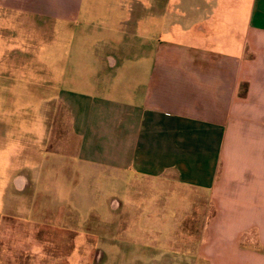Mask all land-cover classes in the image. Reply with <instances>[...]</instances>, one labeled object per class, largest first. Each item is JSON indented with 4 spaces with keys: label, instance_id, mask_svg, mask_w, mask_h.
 Returning a JSON list of instances; mask_svg holds the SVG:
<instances>
[{
    "label": "crops",
    "instance_id": "0c3cea01",
    "mask_svg": "<svg viewBox=\"0 0 264 264\" xmlns=\"http://www.w3.org/2000/svg\"><path fill=\"white\" fill-rule=\"evenodd\" d=\"M242 4L0 0V24L82 42L89 64L53 70L77 162L205 197L193 264H264V0Z\"/></svg>",
    "mask_w": 264,
    "mask_h": 264
},
{
    "label": "rangeland",
    "instance_id": "374dc122",
    "mask_svg": "<svg viewBox=\"0 0 264 264\" xmlns=\"http://www.w3.org/2000/svg\"><path fill=\"white\" fill-rule=\"evenodd\" d=\"M7 13L0 24V264H193L205 197L179 186L165 195L143 177L135 182L77 162L53 70L89 64L82 42L72 46L63 39L67 29L50 21L29 26ZM179 13L175 7L174 18Z\"/></svg>",
    "mask_w": 264,
    "mask_h": 264
}]
</instances>
